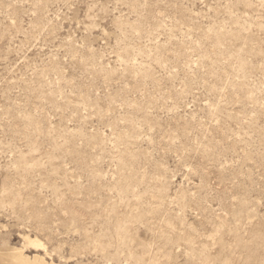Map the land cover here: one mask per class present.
Wrapping results in <instances>:
<instances>
[{
    "label": "rangeland",
    "instance_id": "obj_1",
    "mask_svg": "<svg viewBox=\"0 0 264 264\" xmlns=\"http://www.w3.org/2000/svg\"><path fill=\"white\" fill-rule=\"evenodd\" d=\"M39 261L264 264V0H0V264Z\"/></svg>",
    "mask_w": 264,
    "mask_h": 264
},
{
    "label": "bare ground",
    "instance_id": "obj_2",
    "mask_svg": "<svg viewBox=\"0 0 264 264\" xmlns=\"http://www.w3.org/2000/svg\"><path fill=\"white\" fill-rule=\"evenodd\" d=\"M26 241H27L29 244H31V245H33V246H35V247H37V246H41V244L39 243V241L36 240V239H30V238H27V237H26ZM18 258H19L20 260H24L23 257H22V255H21L20 253H18ZM39 264H43V262H42V261H39Z\"/></svg>",
    "mask_w": 264,
    "mask_h": 264
}]
</instances>
